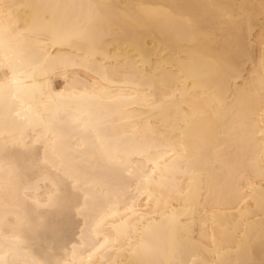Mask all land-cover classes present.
Here are the masks:
<instances>
[{
    "label": "bare ground",
    "instance_id": "bare-ground-1",
    "mask_svg": "<svg viewBox=\"0 0 264 264\" xmlns=\"http://www.w3.org/2000/svg\"><path fill=\"white\" fill-rule=\"evenodd\" d=\"M0 264H264V0H0Z\"/></svg>",
    "mask_w": 264,
    "mask_h": 264
}]
</instances>
